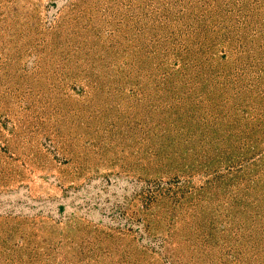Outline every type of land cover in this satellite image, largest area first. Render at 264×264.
<instances>
[{
  "label": "rangeland",
  "instance_id": "rangeland-1",
  "mask_svg": "<svg viewBox=\"0 0 264 264\" xmlns=\"http://www.w3.org/2000/svg\"><path fill=\"white\" fill-rule=\"evenodd\" d=\"M0 264H264V0H0Z\"/></svg>",
  "mask_w": 264,
  "mask_h": 264
}]
</instances>
